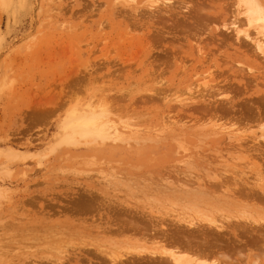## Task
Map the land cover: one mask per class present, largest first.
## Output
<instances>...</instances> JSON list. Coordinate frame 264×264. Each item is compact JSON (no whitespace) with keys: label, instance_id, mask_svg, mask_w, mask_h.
Here are the masks:
<instances>
[{"label":"rangeland","instance_id":"obj_1","mask_svg":"<svg viewBox=\"0 0 264 264\" xmlns=\"http://www.w3.org/2000/svg\"><path fill=\"white\" fill-rule=\"evenodd\" d=\"M258 3L0 0V264L192 259L174 225L264 224L237 182L212 194L235 208L206 212L220 201L203 190L264 188Z\"/></svg>","mask_w":264,"mask_h":264},{"label":"bare ground","instance_id":"obj_2","mask_svg":"<svg viewBox=\"0 0 264 264\" xmlns=\"http://www.w3.org/2000/svg\"><path fill=\"white\" fill-rule=\"evenodd\" d=\"M257 4H259L258 0H251V4H250L251 9H252L253 13L256 14L255 16H257V15L263 16V14H262L263 9L260 7H256ZM256 12L257 13L259 12V14H257ZM247 18H248V16H247ZM248 19H250V17ZM262 23H263V21H262ZM263 25H264V23H263ZM259 48L262 50L261 46ZM220 105H222V104H220ZM237 105H239V104H237ZM258 105L260 106V104H258ZM245 106H247V105H245ZM216 108H218V109L220 108L223 110V108L219 107V105H217ZM240 108H241V106H240ZM194 109L196 110V108H194ZM199 109H203V108L199 107ZM215 110L220 111L217 109H215ZM222 110H221V112H223ZM235 110H237V109H235ZM242 110H243L242 113H244L245 111L243 108H242ZM261 110H262L261 113L264 112L263 108H261ZM239 111H240V109L238 110V112ZM251 112H253V111H251ZM255 112L257 113L256 110H255ZM258 155L261 156L263 154L260 153ZM263 159H264V157H263ZM258 176H260V183L262 182L261 185L264 186V179H262V175H258ZM177 179H181V178H177ZM236 182H237V189H231L230 192H231V194L233 193V195H236L237 197L242 198V200L238 203L240 206H249V199H251L252 202L255 201L254 203L251 202V204L258 207V208H259L260 204L261 205L264 204V188H258L259 190L256 189L258 191H255L254 189H250L247 186L246 182H244L242 180L239 181L235 177L231 178L229 176L223 175L221 177V179L218 180L216 183L215 182L211 183V184L209 183L203 187V190H205V191L207 190V194L209 195L208 199L214 198L215 200H217V202L220 201V204H219L220 206L218 208L213 209L214 211L213 210H206V212L212 213V212H216V210H225V209H228L231 207H234V208L239 207L238 204H236V203L233 204L230 202V200L224 201V200L218 199L217 197L212 195L216 192L217 193H219V191L221 192L222 189L228 188L229 183H236ZM185 185H186V183H185ZM186 192L187 191H185V193ZM204 195H205V193H204ZM204 195H202V193H201V195L199 197H196V198L194 197L195 198V200L193 199L195 201L194 203L200 204L201 202H204V201L206 202L208 196H204ZM189 204H191V202ZM190 206H192V205H190ZM192 207L190 209L191 210L196 209L195 211H197L198 210L197 208H199L196 206L194 208H192ZM205 223L206 222H203L201 224H197V226H198L197 230L198 231H196L193 228L191 230L188 229V231L189 230L191 231V232L189 231L190 233H188L186 227L181 225V226L177 227V229H175L176 226L174 225V227H173L174 231H171L172 233H170V234H172V235L169 236L171 238V244L173 247H175L176 249L178 248V249H182V250H186L188 252H191L193 255L196 256V258L188 259L184 255L178 254L177 250L173 249V251H169L167 253L161 252V253L156 254V255L161 254L163 256H167L169 258L168 259L169 262H168V260H166L167 258L164 257V259H163L162 256H161V258H156V260H158L156 262L154 260H152L153 259V257H152L151 261H153V263L155 262L154 264H166V263H168V264H208L206 261L207 259H209V258L213 259L214 257L220 255V257H223V258L227 257V259L228 258L229 259H233V258L236 259V260H234V263H236V264L239 262L238 260H243V259H241V257H243L244 259H247V260H248V258H249V260L252 259V261L254 263H257V264H264V224L256 223V224H253L251 226L245 225V224H240V225L235 224L234 227L225 231L222 229V226L215 224V226L211 228L210 226H208ZM125 225H127V224H125ZM130 225H131V223H130ZM132 226H135V225H132ZM194 230H195V233L198 232L201 234H199V236H197V234L195 235ZM160 233H161V231H160ZM160 238H167V236L163 233V235H161ZM221 238H224V239L221 240ZM237 238H242L243 240H237ZM193 242H194V244H193ZM262 244H263V247H262ZM248 250H249V252H248ZM241 251H245L247 254H243V253H241ZM151 255H152V253H151ZM156 257H158V256H156ZM197 259H200V260L202 259V260L200 261ZM211 259H209V260H211ZM145 260H147V259H145ZM151 264H152V262H151ZM231 264H233V263H231Z\"/></svg>","mask_w":264,"mask_h":264}]
</instances>
